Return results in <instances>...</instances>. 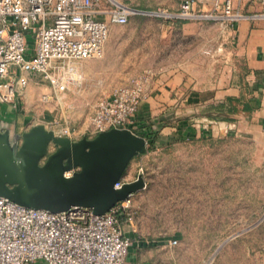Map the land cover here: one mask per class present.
<instances>
[{"label":"built area","instance_id":"built-area-1","mask_svg":"<svg viewBox=\"0 0 264 264\" xmlns=\"http://www.w3.org/2000/svg\"><path fill=\"white\" fill-rule=\"evenodd\" d=\"M250 2L263 4L264 0H211L206 10L197 8L195 0H184L163 17L212 22L227 32L243 19H264V12L243 11L240 5ZM139 13L161 14L141 12L118 0H0V102L14 101L29 85V75L48 88L41 102H61L66 92L81 86L83 63L103 57L110 27L125 25ZM148 77L145 71L99 99L83 135L92 138L111 128L133 131V117L145 99ZM60 130L73 138L68 126ZM125 182L129 181L122 176L114 186ZM134 194L103 214L81 206L60 212L32 209L0 196V264H125L131 240L122 217L129 212L128 222L133 223ZM170 244L176 245L177 240ZM215 256L205 264H211Z\"/></svg>","mask_w":264,"mask_h":264},{"label":"crops","instance_id":"crops-1","mask_svg":"<svg viewBox=\"0 0 264 264\" xmlns=\"http://www.w3.org/2000/svg\"><path fill=\"white\" fill-rule=\"evenodd\" d=\"M195 1L206 10L211 0ZM240 6L246 13L264 12V3ZM167 21L158 34V56L140 68L149 77L133 129L146 139V150L237 138L243 157L263 161L264 19H243L227 32L207 21ZM140 70L128 72V82ZM10 71L17 73L15 67ZM29 80L14 101L0 102V136L10 143L20 141L34 125L47 124L36 90L39 82L33 76ZM124 231L131 240L125 264H180L178 242L170 244L179 235L146 237L133 226ZM211 264H264V221L228 241Z\"/></svg>","mask_w":264,"mask_h":264},{"label":"rangeland","instance_id":"rangeland-1","mask_svg":"<svg viewBox=\"0 0 264 264\" xmlns=\"http://www.w3.org/2000/svg\"><path fill=\"white\" fill-rule=\"evenodd\" d=\"M118 1L161 14L139 13L125 25H112L103 57L84 62L99 66L83 65L81 86L71 88L61 102H41L49 129L68 126L73 140L83 136L99 99L128 83V72L148 67L158 56V34L161 24L168 22L163 16L175 12L184 0ZM27 38L30 42L31 36ZM38 87V96L48 91L44 83ZM238 143L237 138L178 142L140 154L123 174L128 181L140 175L146 182L132 199L133 223L128 222L129 212L122 217L124 230L133 226L146 237L179 235L180 264H205L213 255L217 258L228 241L264 221V160L243 157Z\"/></svg>","mask_w":264,"mask_h":264},{"label":"water","instance_id":"water-1","mask_svg":"<svg viewBox=\"0 0 264 264\" xmlns=\"http://www.w3.org/2000/svg\"><path fill=\"white\" fill-rule=\"evenodd\" d=\"M145 151L146 139L127 128L73 140L36 124L20 141L0 136V196L32 209L60 212L81 206L103 214L143 188L140 175L119 188L114 184Z\"/></svg>","mask_w":264,"mask_h":264}]
</instances>
